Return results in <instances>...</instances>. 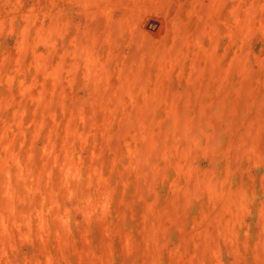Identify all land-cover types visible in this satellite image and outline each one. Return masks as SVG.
<instances>
[{"label": "rangeland", "instance_id": "rangeland-1", "mask_svg": "<svg viewBox=\"0 0 264 264\" xmlns=\"http://www.w3.org/2000/svg\"><path fill=\"white\" fill-rule=\"evenodd\" d=\"M0 264H264V0H0Z\"/></svg>", "mask_w": 264, "mask_h": 264}, {"label": "bare ground", "instance_id": "bare-ground-1", "mask_svg": "<svg viewBox=\"0 0 264 264\" xmlns=\"http://www.w3.org/2000/svg\"><path fill=\"white\" fill-rule=\"evenodd\" d=\"M144 95V94H143Z\"/></svg>", "mask_w": 264, "mask_h": 264}]
</instances>
